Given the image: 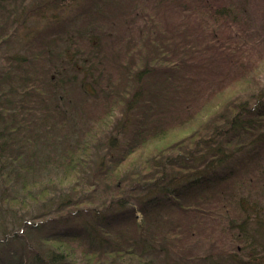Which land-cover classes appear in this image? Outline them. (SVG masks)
Returning <instances> with one entry per match:
<instances>
[{"label": "trees", "instance_id": "16d2710c", "mask_svg": "<svg viewBox=\"0 0 264 264\" xmlns=\"http://www.w3.org/2000/svg\"><path fill=\"white\" fill-rule=\"evenodd\" d=\"M231 1L0 0V264H264V16Z\"/></svg>", "mask_w": 264, "mask_h": 264}, {"label": "rangeland", "instance_id": "374dc122", "mask_svg": "<svg viewBox=\"0 0 264 264\" xmlns=\"http://www.w3.org/2000/svg\"><path fill=\"white\" fill-rule=\"evenodd\" d=\"M234 1L237 2L236 3L237 6H239L241 8V10L247 12L249 14V16H264V14L261 13V9L264 10V7H263L264 1H263V3H261V1H259V0H247V3H246L247 7H246V5H243V4H245L244 0H234ZM234 1H231V2H234ZM175 16H177V15H175ZM186 130H187L186 128L173 130L167 136L163 137V139L160 142L164 144L165 142L175 141V140L179 139L186 132ZM156 142L157 141H154L152 144L145 147V149L143 147L142 148L143 151L141 149V153L146 154L145 151H149V150L154 151L156 144L161 145V143H156ZM136 156H137V154L133 155L131 157V160L133 158H135ZM262 156H264V152H262ZM262 162L264 163V159ZM139 216L141 217L142 215L139 214ZM57 217L61 218L62 222L70 223L72 225H74V224L82 225L85 222V217H77L75 214H73L71 212H68V213L63 212V213L57 215ZM62 225H64V224H62Z\"/></svg>", "mask_w": 264, "mask_h": 264}]
</instances>
